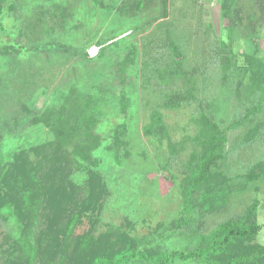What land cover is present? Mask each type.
<instances>
[{
	"label": "rangeland",
	"instance_id": "rangeland-1",
	"mask_svg": "<svg viewBox=\"0 0 264 264\" xmlns=\"http://www.w3.org/2000/svg\"><path fill=\"white\" fill-rule=\"evenodd\" d=\"M263 5L264 0H238L229 19L223 0H6L0 15V176L20 177L21 152L54 140L35 123V113L60 104L72 88L104 97L106 117L99 127L103 143L94 153L97 166L74 161L70 149L58 151L59 164L52 165L57 173L36 212L33 251H25L18 233L29 226L28 216L18 214L24 200L36 195L25 181L0 189V264H77L76 255L65 250L68 233L72 240L107 235L109 242L122 231L161 251L192 250L191 227L171 232L184 218L181 169L192 153L203 151L195 141L202 108L227 129L264 97ZM124 61L128 79L122 85L116 72ZM173 70L180 74L171 75ZM192 85L197 102L165 107L168 96ZM154 112L162 114L165 134H145ZM123 124L128 145L117 148L114 137ZM226 135L225 157L213 170L220 177L210 186L218 208L203 218L201 230L244 217L258 201L262 229L256 242L264 246V102ZM30 159L37 156L30 153ZM96 169L101 179L92 176ZM251 173L256 178L248 179ZM5 191L13 197L8 205ZM94 197L96 213L87 207ZM93 248L98 244L82 256L88 258Z\"/></svg>",
	"mask_w": 264,
	"mask_h": 264
},
{
	"label": "trees",
	"instance_id": "trees-1",
	"mask_svg": "<svg viewBox=\"0 0 264 264\" xmlns=\"http://www.w3.org/2000/svg\"><path fill=\"white\" fill-rule=\"evenodd\" d=\"M237 1L223 0L225 17L230 19V10L237 4ZM5 2L6 0H0V15L3 13ZM163 2L166 5L167 0H163ZM241 11L240 8L235 9V16L240 17ZM230 21L234 20L231 19ZM126 63V61L120 63L116 72L119 74L117 76L118 83L122 85L127 84L128 79L125 68ZM176 63L178 67L181 65L178 62ZM171 72V75H174L176 70ZM179 72L177 71L175 75L180 74ZM191 87L168 96L165 107L174 108L197 102L198 99L194 95L195 88L193 85ZM123 94L121 104L123 105V111H126L129 102ZM263 98L257 101L256 104L248 106L244 116L233 122L227 129H221L210 115L203 108L201 109L199 120L201 131L195 137V141L203 147V151L192 153L189 161L181 169L184 175L181 186L182 194L186 201L183 210L184 218L176 221L174 229L171 231L174 234H180L183 233L185 228H187V231L192 228L196 233L194 237L196 245L192 250L179 248L161 251L154 248L155 246L150 243L151 241L133 240L122 231H117L118 233L114 235L115 239L109 242L107 235L96 241L91 236H87L85 239L73 237L72 240V233H68L65 250H69L68 252L71 255H76V257H73L77 264H174L190 261L200 264H264V246L256 242V238L262 229L257 222L258 201L254 202L244 217L222 222L210 232L201 230L203 218H207L218 208L216 206L218 200L210 186L220 177V173H215L213 170L225 157V145L228 140L226 130L241 128L247 120H250L253 115L261 110L264 102ZM104 104V97L87 95L79 88L74 87L64 95L60 104L47 107L41 113H35V123L47 127L53 134L54 140L42 146L31 148L29 151L21 152L24 168L19 172L20 177L14 174L11 175V173L10 175L0 176L1 190L18 187L21 181H25L27 188L36 195V198L31 199L29 195L24 200L25 207L20 211L21 214H18L19 218L24 214L27 215L29 220L27 224L29 226L25 229L21 227L18 230L21 239L23 238L21 242L25 251L28 249L33 251L34 249L31 235H34L33 227L36 222V212L43 202V196L49 194L47 192V189L51 186L49 183L57 173L56 169H52V165L59 164L58 151H68L70 149L69 157L74 161L84 164L91 163L94 166L98 165L94 160V153L103 143L99 127L106 117L103 111ZM158 130L165 134L166 127L162 114L154 112L151 115V123L144 128V131L146 135H150ZM126 131L125 124L122 125V130L117 129L114 137L115 147H127L128 142L122 139ZM170 148L171 155L174 157L176 153L174 145H171ZM117 152L115 154L116 162L122 165L124 158L120 156L119 151ZM30 153H34L37 160L30 159ZM126 155L128 154L126 153ZM64 160L65 158L62 159V161ZM91 173L94 179H101V174L97 169ZM255 176V173H251L247 175V178L251 180L256 178ZM102 185L104 186V183ZM102 185L98 183L100 188ZM31 188H34V190ZM6 193L7 191L4 192L5 195ZM2 196L0 193V197ZM11 199L13 200V197H10V194L4 196L7 205L12 203ZM89 202L91 204L87 207L90 206L93 212L96 213L100 207L98 198L94 197L93 201L90 198ZM16 220H18V217H16ZM113 234L111 233V235ZM91 244H98V249H91L88 252H91L88 258H84L85 256H82V254L89 250ZM72 247H74V251H70ZM68 252L63 251V254Z\"/></svg>",
	"mask_w": 264,
	"mask_h": 264
}]
</instances>
